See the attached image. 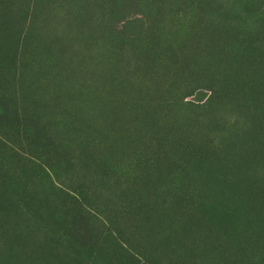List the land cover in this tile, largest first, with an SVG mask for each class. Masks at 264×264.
<instances>
[{
  "label": "rangeland",
  "instance_id": "obj_1",
  "mask_svg": "<svg viewBox=\"0 0 264 264\" xmlns=\"http://www.w3.org/2000/svg\"><path fill=\"white\" fill-rule=\"evenodd\" d=\"M0 101V264H264V0H0Z\"/></svg>",
  "mask_w": 264,
  "mask_h": 264
},
{
  "label": "trees",
  "instance_id": "obj_2",
  "mask_svg": "<svg viewBox=\"0 0 264 264\" xmlns=\"http://www.w3.org/2000/svg\"><path fill=\"white\" fill-rule=\"evenodd\" d=\"M2 102L0 101V105ZM4 109V107H2ZM82 202L72 196L55 198L52 201L43 200L35 210L41 220L49 219L54 222L56 229L71 233V238L81 237V228L78 221L85 215L81 211ZM83 209V208H82ZM89 240H93V237ZM111 249L118 264H141L139 259L132 253L130 247L122 242L119 237H111Z\"/></svg>",
  "mask_w": 264,
  "mask_h": 264
}]
</instances>
